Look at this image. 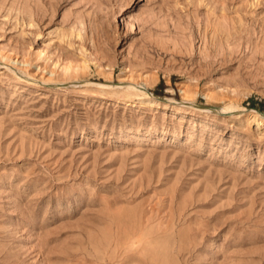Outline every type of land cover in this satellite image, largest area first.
<instances>
[{
    "label": "rangeland",
    "instance_id": "374dc122",
    "mask_svg": "<svg viewBox=\"0 0 264 264\" xmlns=\"http://www.w3.org/2000/svg\"><path fill=\"white\" fill-rule=\"evenodd\" d=\"M261 117L264 0H0V264H264Z\"/></svg>",
    "mask_w": 264,
    "mask_h": 264
},
{
    "label": "bare ground",
    "instance_id": "6f19581e",
    "mask_svg": "<svg viewBox=\"0 0 264 264\" xmlns=\"http://www.w3.org/2000/svg\"><path fill=\"white\" fill-rule=\"evenodd\" d=\"M6 59H8V60H10V56H6ZM138 86V84L137 83H135V82H131L130 83V87H128V90L129 89H136V87ZM144 96H146L147 97V94H144ZM261 120H263L264 121V118H260Z\"/></svg>",
    "mask_w": 264,
    "mask_h": 264
}]
</instances>
